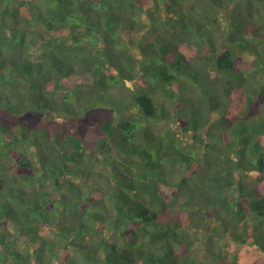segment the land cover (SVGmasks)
Here are the masks:
<instances>
[{
    "label": "trees",
    "instance_id": "1",
    "mask_svg": "<svg viewBox=\"0 0 264 264\" xmlns=\"http://www.w3.org/2000/svg\"><path fill=\"white\" fill-rule=\"evenodd\" d=\"M233 243L264 255V0H0V264Z\"/></svg>",
    "mask_w": 264,
    "mask_h": 264
},
{
    "label": "rangeland",
    "instance_id": "2",
    "mask_svg": "<svg viewBox=\"0 0 264 264\" xmlns=\"http://www.w3.org/2000/svg\"><path fill=\"white\" fill-rule=\"evenodd\" d=\"M216 225V223H214ZM193 234V232H192ZM196 237L198 241L202 244L206 232L204 230L197 231L196 234L191 235ZM221 245V244H220ZM197 254L204 256L206 254L205 249L201 248V245H198L196 248ZM223 255L230 261H238L243 264H264V255L260 250L253 245H241V244H230L223 248Z\"/></svg>",
    "mask_w": 264,
    "mask_h": 264
}]
</instances>
